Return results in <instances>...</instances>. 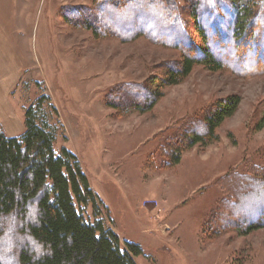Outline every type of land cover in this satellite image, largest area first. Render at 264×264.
Returning <instances> with one entry per match:
<instances>
[{"label": "rangeland", "instance_id": "rangeland-1", "mask_svg": "<svg viewBox=\"0 0 264 264\" xmlns=\"http://www.w3.org/2000/svg\"><path fill=\"white\" fill-rule=\"evenodd\" d=\"M8 1L18 43L15 52L1 46L0 103L25 123L26 109L49 97L61 126L56 152L67 147L77 155L110 227L143 250L137 264H264V227L244 234L231 214L232 202L264 180V72L196 65L180 84L162 86L182 52L146 36L97 37L73 15L97 0ZM172 1L202 47L192 0ZM15 54L21 62L9 61ZM135 86L163 96L141 111L149 99ZM231 96L241 103L218 139L169 166L163 150L178 129Z\"/></svg>", "mask_w": 264, "mask_h": 264}, {"label": "trees", "instance_id": "trees-1", "mask_svg": "<svg viewBox=\"0 0 264 264\" xmlns=\"http://www.w3.org/2000/svg\"><path fill=\"white\" fill-rule=\"evenodd\" d=\"M191 6L202 47L175 15L172 0H97L93 10L77 7L73 15L99 38L146 36L180 50L183 60L162 86L180 84L196 65L228 68L240 76L264 72V0H192ZM153 8L161 16L154 17ZM134 88L149 99L145 107L137 106L144 112L163 96ZM240 103L239 96L221 100L203 120L178 129L174 143L163 150L168 165H178L185 150L217 140V129ZM58 118L49 97L42 96L26 109L23 134L9 137L0 127V251L10 252L0 254V264H137L143 250L123 243L110 227L77 155L67 147L56 152ZM253 186L232 202L231 214L245 225L244 234L264 227V180Z\"/></svg>", "mask_w": 264, "mask_h": 264}, {"label": "crops", "instance_id": "crops-1", "mask_svg": "<svg viewBox=\"0 0 264 264\" xmlns=\"http://www.w3.org/2000/svg\"><path fill=\"white\" fill-rule=\"evenodd\" d=\"M9 2L10 1L8 0L7 2L0 0V53L3 42H7L8 46L14 52H15V49H13L15 47L14 45L18 43L13 38L14 37L13 32L10 33V31H13L12 20H14V16H12L13 13L10 11V8H6L4 5V4H9ZM8 28L11 29L7 30ZM3 33H6V35H4ZM9 61L10 62L16 61L17 63H19L21 62V59L19 58L18 54H15L13 58L12 56L10 57ZM11 109L12 108L9 106V104L4 106L0 103V126L7 134V136L17 137L23 134V132L25 131V123H23V121H21L20 119H17L16 118L17 115L13 112V110L11 111Z\"/></svg>", "mask_w": 264, "mask_h": 264}]
</instances>
